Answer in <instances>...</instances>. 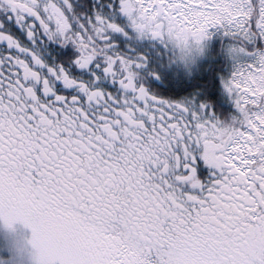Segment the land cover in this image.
Returning a JSON list of instances; mask_svg holds the SVG:
<instances>
[{
    "label": "snow or ice",
    "instance_id": "obj_1",
    "mask_svg": "<svg viewBox=\"0 0 264 264\" xmlns=\"http://www.w3.org/2000/svg\"><path fill=\"white\" fill-rule=\"evenodd\" d=\"M0 216L43 264H264V0H0Z\"/></svg>",
    "mask_w": 264,
    "mask_h": 264
},
{
    "label": "rangeland",
    "instance_id": "obj_2",
    "mask_svg": "<svg viewBox=\"0 0 264 264\" xmlns=\"http://www.w3.org/2000/svg\"><path fill=\"white\" fill-rule=\"evenodd\" d=\"M31 234L23 220L9 224L0 216V264H37Z\"/></svg>",
    "mask_w": 264,
    "mask_h": 264
},
{
    "label": "flooded vegetation",
    "instance_id": "obj_3",
    "mask_svg": "<svg viewBox=\"0 0 264 264\" xmlns=\"http://www.w3.org/2000/svg\"><path fill=\"white\" fill-rule=\"evenodd\" d=\"M226 43V37L222 36L220 33H213L212 37L206 42L205 52L199 63V72L205 75L211 74V65L215 58V54L221 51V46ZM228 59L223 58V65H217V67L223 66L225 70H227V66L229 65ZM192 71L188 72V76H192ZM174 85L169 81V77L167 74H164L162 77L157 78L155 82V91L160 94L168 95L167 86ZM235 112V108L233 105H224L217 113L220 119L225 120L231 119V113Z\"/></svg>",
    "mask_w": 264,
    "mask_h": 264
},
{
    "label": "clouds",
    "instance_id": "obj_4",
    "mask_svg": "<svg viewBox=\"0 0 264 264\" xmlns=\"http://www.w3.org/2000/svg\"><path fill=\"white\" fill-rule=\"evenodd\" d=\"M203 55L204 53H198L195 50H193L192 56L189 59L187 65V70L188 71L195 70L199 66L200 60L202 59ZM25 224L30 226L32 230L30 243L35 250L37 264H43V262L47 259V255L51 249V245L44 234H40L38 237L37 234L34 233L32 225L27 222H25Z\"/></svg>",
    "mask_w": 264,
    "mask_h": 264
},
{
    "label": "trees",
    "instance_id": "obj_5",
    "mask_svg": "<svg viewBox=\"0 0 264 264\" xmlns=\"http://www.w3.org/2000/svg\"><path fill=\"white\" fill-rule=\"evenodd\" d=\"M175 87H176L175 85H171V86L168 85L167 86V89H168L167 92H168V94H170L172 91H174L175 90Z\"/></svg>",
    "mask_w": 264,
    "mask_h": 264
}]
</instances>
